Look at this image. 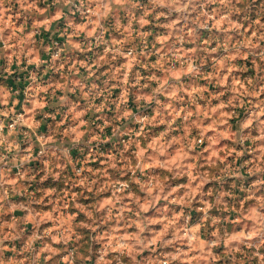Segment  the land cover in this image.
<instances>
[{
	"label": "rangeland",
	"instance_id": "374dc122",
	"mask_svg": "<svg viewBox=\"0 0 264 264\" xmlns=\"http://www.w3.org/2000/svg\"><path fill=\"white\" fill-rule=\"evenodd\" d=\"M0 75V264H264V0H0Z\"/></svg>",
	"mask_w": 264,
	"mask_h": 264
},
{
	"label": "crops",
	"instance_id": "0c3cea01",
	"mask_svg": "<svg viewBox=\"0 0 264 264\" xmlns=\"http://www.w3.org/2000/svg\"><path fill=\"white\" fill-rule=\"evenodd\" d=\"M3 76H4V75H0V102H1V104H2V105H1V106H2L1 110H4V107H3V106H4V103H5L4 98H6V94H5V93L3 92V90L1 89V87H2V83H3V81H2V79H3L2 77H3ZM6 81H8L10 84H13V85L15 84L14 80L12 81L11 78H8V80H6ZM12 88H16V87H15V86H12ZM19 96H20V98H22V94H20ZM1 106H0V107H1ZM3 112H4V111H3ZM2 173H3V172H2ZM2 175H3V174H2ZM3 180H6V178H4ZM3 180H2V181H3ZM4 183H6V182L3 181V184H4ZM6 189H7V190L9 189L8 186L6 187ZM2 225H3V224H2Z\"/></svg>",
	"mask_w": 264,
	"mask_h": 264
},
{
	"label": "built area",
	"instance_id": "2783aa9c",
	"mask_svg": "<svg viewBox=\"0 0 264 264\" xmlns=\"http://www.w3.org/2000/svg\"><path fill=\"white\" fill-rule=\"evenodd\" d=\"M9 127H13L14 126V122H12V123H9V125H8ZM0 128H3V126H2V123H0ZM200 141V140H199Z\"/></svg>",
	"mask_w": 264,
	"mask_h": 264
}]
</instances>
